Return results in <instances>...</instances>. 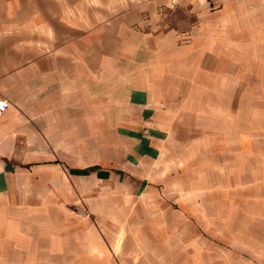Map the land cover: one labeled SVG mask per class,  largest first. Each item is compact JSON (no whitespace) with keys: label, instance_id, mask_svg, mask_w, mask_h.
Wrapping results in <instances>:
<instances>
[{"label":"crops","instance_id":"1","mask_svg":"<svg viewBox=\"0 0 264 264\" xmlns=\"http://www.w3.org/2000/svg\"><path fill=\"white\" fill-rule=\"evenodd\" d=\"M262 13L264 0H0V97L9 101L0 116V264H90L81 253L90 243L66 242L64 210L38 216L34 207L78 206L74 190L86 178L131 194L166 185L182 88L174 74L196 75L194 89L208 90L199 69L206 77L229 52L237 63L235 44L252 35L206 27L217 18L241 28ZM174 58L181 65L170 69Z\"/></svg>","mask_w":264,"mask_h":264},{"label":"rangeland","instance_id":"2","mask_svg":"<svg viewBox=\"0 0 264 264\" xmlns=\"http://www.w3.org/2000/svg\"><path fill=\"white\" fill-rule=\"evenodd\" d=\"M214 19L216 26L206 27L212 34L230 37L234 29L241 38L251 33L252 41L235 44L237 63L229 52L206 77L197 68L206 91L194 89L196 75L176 81L173 71L172 86L182 88L172 152L162 167L170 173L166 185L131 194L86 178L74 190L77 208L34 207L38 216L64 210L66 242L86 249L90 243L92 250L81 252L90 264H264V13L241 28ZM166 64L176 68L181 60ZM79 157L87 164V156ZM73 211L87 218L68 215Z\"/></svg>","mask_w":264,"mask_h":264},{"label":"built area","instance_id":"3","mask_svg":"<svg viewBox=\"0 0 264 264\" xmlns=\"http://www.w3.org/2000/svg\"><path fill=\"white\" fill-rule=\"evenodd\" d=\"M9 106V101L6 98L0 97V116L4 114Z\"/></svg>","mask_w":264,"mask_h":264}]
</instances>
